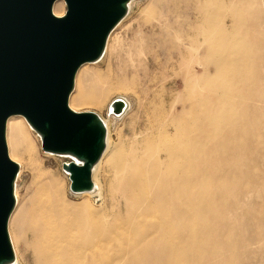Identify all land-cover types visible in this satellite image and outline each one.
<instances>
[{"label": "bare ground", "instance_id": "6f19581e", "mask_svg": "<svg viewBox=\"0 0 264 264\" xmlns=\"http://www.w3.org/2000/svg\"><path fill=\"white\" fill-rule=\"evenodd\" d=\"M52 9L62 15L61 0ZM198 10L197 36L178 50L175 60L160 66L161 60L141 43L129 52L114 78L85 79L83 66L91 63L78 68L70 103L98 104L97 96L112 86L131 91L138 103L136 119L143 131L127 148L111 145L107 120L100 117L106 127V146L92 173L94 189L85 192L99 190L102 195V186L95 187L105 164L113 182L107 194L124 202L125 215L116 213L108 221L91 208L68 205L53 177L44 180V195L26 209L19 204L15 188L10 223L15 240L31 250L34 264H145L143 259L150 253L157 256L147 264H187L195 259L188 252L191 218L207 210L218 189L217 168L209 173V160L225 158L235 166L246 144L241 137L255 144L254 135L264 136V132L253 133L256 107L241 92H249L257 81L253 70L257 58L252 52L264 43V18L256 20L252 11L223 3L199 4ZM123 100L125 108L118 116L126 115L131 105L128 98ZM13 117L6 123V132H13L9 156L29 161L37 138L24 122H12ZM138 126L133 127L135 134ZM258 146L263 152L264 142ZM10 238L15 250L12 264H17L20 260Z\"/></svg>", "mask_w": 264, "mask_h": 264}, {"label": "rangeland", "instance_id": "374dc122", "mask_svg": "<svg viewBox=\"0 0 264 264\" xmlns=\"http://www.w3.org/2000/svg\"><path fill=\"white\" fill-rule=\"evenodd\" d=\"M212 2L215 5L223 3L244 11H252V16H257L256 20L259 21L264 18V7L261 6H264V3L261 0H135L127 15L109 35L102 57L83 66L85 79L95 81L105 76L114 78L122 70L119 67L125 66L124 60L134 53L141 43L147 46V51L156 59L161 60L160 66L167 60H175L178 50L197 36L201 18L198 5L213 4ZM61 3L64 12L65 5L63 1ZM261 38L264 41V37ZM252 54L257 58L253 62V70L257 76L256 87L254 89V85L250 87L249 92L245 89L241 92L246 102L256 107L254 112L258 121L252 126V131L257 134L258 131L264 132V43ZM81 79L83 83V77ZM76 83L75 76L71 93L75 91ZM231 84L233 83L228 85ZM209 86L210 84L208 89L211 90ZM124 97L131 103L126 115L109 114V103L115 98ZM236 98L237 95L233 100ZM97 101L98 104L78 101L70 103L68 99V104L75 111H92L107 120L113 147L127 148L136 141L138 132L143 131V125L136 119L138 103L131 91L118 90L112 86L108 88V92L98 95ZM12 122H24L29 132L36 136L23 117L14 116ZM136 123L140 126L136 127L135 134L133 127ZM36 138L31 160L22 157L14 159L19 164L15 183L17 199L23 208H29L30 204L44 195L43 182L47 177H53L59 182L63 199L68 205L91 208L96 216L108 221H111L116 213L125 215L124 202L120 200L118 203L107 194L110 188H113V182L105 164L97 173L98 184L95 187L96 190L99 184L102 186V195H99V190L92 194H73L68 188L67 175L61 169V163L68 159L42 152L39 139L37 136ZM139 139L140 137L137 140ZM241 139L246 143L245 150L243 148L238 154L235 166L225 158L209 160L208 172L213 174L217 168L215 183L218 189L214 199L205 206L207 210L191 218L193 229L188 252L196 257L191 261L189 259L187 264H264V151H258V145L264 142V136L254 135L255 144H250L247 136ZM6 144L7 150L13 145L12 130L9 134L6 132ZM7 228L9 237L12 235L14 238L15 228L10 223V217ZM13 240L20 260L17 264H34L31 250L26 248L22 241L15 238ZM151 256L157 255L148 254L142 263L147 264Z\"/></svg>", "mask_w": 264, "mask_h": 264}, {"label": "water", "instance_id": "95a60500", "mask_svg": "<svg viewBox=\"0 0 264 264\" xmlns=\"http://www.w3.org/2000/svg\"><path fill=\"white\" fill-rule=\"evenodd\" d=\"M0 0V264L15 253L7 223L15 207L19 164L8 153L6 123L21 116L44 153L66 157L62 171L73 194L94 189L92 173L106 146V127L92 111H75L68 98L78 68L98 61L114 28L135 0ZM122 98L108 113L120 115Z\"/></svg>", "mask_w": 264, "mask_h": 264}]
</instances>
